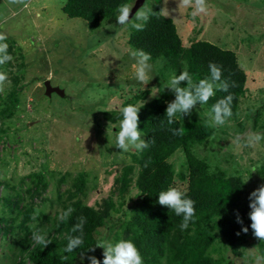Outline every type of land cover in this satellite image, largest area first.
<instances>
[{
    "label": "rangeland",
    "instance_id": "rangeland-1",
    "mask_svg": "<svg viewBox=\"0 0 264 264\" xmlns=\"http://www.w3.org/2000/svg\"><path fill=\"white\" fill-rule=\"evenodd\" d=\"M64 5L65 0H0V35L6 37L3 43L13 57L0 65L8 77L0 91V264H34L24 251L28 242L37 243L34 231L51 241L46 248L55 247L61 258L66 257L63 264H81L80 256L72 262L64 252L60 242L65 234L58 230L67 220H60L62 213L77 203L105 217L95 234L97 241H132L128 223L142 206L137 186L141 151L119 150L115 145L120 122L112 124L104 115L120 112L129 102L141 109L164 93L170 96L168 102L175 98L165 88L172 74L161 72L167 61H149L147 85L133 78L135 61L128 54L133 50L128 43L131 22L121 26L115 17L92 30L83 19L69 18ZM158 7L174 20L184 47L208 41L234 51L248 76L237 113L225 125H210L207 104H197L191 116L177 118L200 121L214 130L193 153L211 172L242 178L247 192L241 207L249 206L250 193L264 184V140L247 144L248 134H264V0H207V13L196 17L191 7L178 9V0H145L141 8ZM46 81L62 89L65 97L47 96ZM12 93H18L19 103L13 116H4ZM141 138L145 139L142 132ZM169 162L175 172L173 187L187 192L188 182L180 179L188 175L184 152L176 151ZM129 165L134 167L132 180L122 193L121 174ZM261 242L249 238L242 255L234 256L218 239L212 255L225 264H254ZM101 253L97 247L85 257L98 259Z\"/></svg>",
    "mask_w": 264,
    "mask_h": 264
},
{
    "label": "trees",
    "instance_id": "trees-1",
    "mask_svg": "<svg viewBox=\"0 0 264 264\" xmlns=\"http://www.w3.org/2000/svg\"><path fill=\"white\" fill-rule=\"evenodd\" d=\"M134 0H65L64 13L71 19H83L92 30L100 28L102 23L110 21L117 15V7ZM142 31L132 30L129 45L134 49H143L150 53V62L167 61L161 70L164 76L179 75L185 69L190 73L194 82L210 77L208 65L213 62L221 67L222 79L228 80V92L217 90L209 99L207 106L211 109L219 99L233 95L232 112L237 113L240 99L246 93L248 76L240 67L234 51L225 50L208 41H196L190 47H184L173 19L165 16L161 8L150 11L149 18ZM235 86H231L232 84ZM169 95L161 97L145 105L138 112L139 130L145 140L154 139L148 149L140 152L138 165L140 172L137 186L142 196V206L128 223V232L132 233V242L142 256L143 264H225L216 260L212 252L216 251V242L220 239L224 247L234 256H241V248L253 237L250 228L249 206H242L244 195L247 192L245 182L240 177H227L221 171L211 172L209 165L198 159L193 148L203 144L214 135V130L200 121L182 122L176 118L173 125L167 124L165 117ZM11 103L2 110V115L13 116L19 103L18 93L10 95ZM140 99L139 97L135 100ZM131 102L127 103V105ZM104 117L112 124H117L123 118L121 111L106 112ZM163 121V126H161ZM184 128V135H173L169 128ZM182 150L186 157L188 175H181L182 181L188 182L187 197L195 201L196 214L194 222L187 230H181L182 217L174 211L158 204V194L174 186L175 172L169 159L173 154ZM147 167L145 162L149 161ZM132 165L126 166L121 174V191L126 193L131 184ZM83 175L80 181L83 184ZM10 204L9 200H6ZM64 225L59 227L60 234L64 233L60 242L65 248L73 233L72 227L78 222V217L86 218L83 226L84 243L71 253H67L72 262L83 252L95 246V234L104 226L105 217L89 206L77 203L73 206ZM237 213L243 225L237 222ZM26 219H28L26 217ZM242 227H248L245 234ZM178 233L175 236V231ZM240 233L237 235V233ZM174 237V241L172 240ZM27 238V236H26ZM28 242L24 251L29 252L34 264H63L60 254L53 248L42 244ZM52 248V249H51ZM260 253L264 255V241L259 244ZM96 250V248H95ZM103 253L98 256L103 264Z\"/></svg>",
    "mask_w": 264,
    "mask_h": 264
},
{
    "label": "clouds",
    "instance_id": "clouds-1",
    "mask_svg": "<svg viewBox=\"0 0 264 264\" xmlns=\"http://www.w3.org/2000/svg\"><path fill=\"white\" fill-rule=\"evenodd\" d=\"M25 0H12V3L23 4ZM167 3V0H165ZM25 6H27L25 4ZM193 9L192 16L206 14L207 0H178L179 8ZM132 6L127 3L121 4L117 7L116 23L118 25H126L131 22V26L137 31L144 29L145 23L136 21L146 22L149 18L151 10H145L140 8L135 12L134 17L130 19V13L132 12ZM167 14L168 10L165 8ZM6 39L4 35H0V65H4L11 61L13 57L7 53V44L3 43ZM128 54L134 59L132 65L133 78L143 84L147 85L150 80V72L152 65L149 63L151 60L150 53L145 52L143 49L129 50ZM210 77L199 79L197 82L193 81L192 76L187 70L181 71L179 75L172 74L168 79L165 88L172 91L174 94V100L167 103L165 117L167 118V124L173 125L176 123V118L191 116L194 107L199 104L200 106L207 104L209 99L215 95L217 90L228 92L230 84L228 80L222 79V69L217 64L210 62L208 65ZM7 73L0 71V91H3V85L7 81ZM181 82H186V86H181ZM231 86H235L233 83ZM232 101L233 95L229 93L227 96L219 99L215 104L212 105L210 112L208 113L209 123L212 127H219L225 125L228 120L232 117ZM140 109L129 104L121 108L122 119L119 125V131L116 134V147L123 151L128 152L130 149L137 151H143L148 149L151 144L155 143L154 139L145 140L141 138V132L139 130V117L138 112ZM163 126V121H161ZM169 131L173 135L182 136L184 135V128H169ZM240 138L237 137V142ZM261 140H264V134L261 133H250L247 136V144L249 146H255ZM150 160L145 162V167L148 166ZM256 169L253 168L252 172ZM249 219L251 220L250 228L254 237L264 241V184H261L258 188L253 190L249 195ZM158 204L165 206L168 209L174 211L177 216L182 217L180 224L181 230H187L189 224L194 222L196 214L195 201L187 197L186 191L180 190L178 187H169L167 190H163L158 194ZM74 211L71 207L67 211L63 212L60 216V220L67 219L70 214ZM78 222L72 227L73 233H79V235L70 236L68 238L67 246L64 248V252L71 253L78 249L83 243V226L86 223V218L80 216L77 218ZM237 222L243 225V221L240 219L237 213ZM248 227H242V232L247 233ZM240 233L238 232L237 235ZM32 239L42 244L44 247L51 243L47 240L44 235L34 231ZM103 249V264H143V259L135 244L131 240L120 239L113 243L106 239L98 240L95 246L90 247L89 251H95V248ZM252 251V249L250 250ZM66 259V257H62ZM87 259L89 264H101L95 256L85 257L82 252L80 255V262L84 264V260ZM254 264H264V255L255 254Z\"/></svg>",
    "mask_w": 264,
    "mask_h": 264
},
{
    "label": "water",
    "instance_id": "water-1",
    "mask_svg": "<svg viewBox=\"0 0 264 264\" xmlns=\"http://www.w3.org/2000/svg\"><path fill=\"white\" fill-rule=\"evenodd\" d=\"M144 1L145 0H136L132 13L140 9L144 4ZM45 88H46V95L49 97H51L53 94H57L61 97H65V92L59 87L52 86L50 81L45 82Z\"/></svg>",
    "mask_w": 264,
    "mask_h": 264
}]
</instances>
